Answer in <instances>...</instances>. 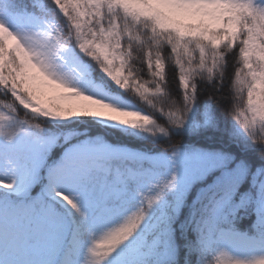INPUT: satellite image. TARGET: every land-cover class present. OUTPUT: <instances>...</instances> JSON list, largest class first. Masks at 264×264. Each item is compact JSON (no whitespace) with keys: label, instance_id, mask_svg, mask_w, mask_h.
Wrapping results in <instances>:
<instances>
[{"label":"snow or ice","instance_id":"snow-or-ice-1","mask_svg":"<svg viewBox=\"0 0 264 264\" xmlns=\"http://www.w3.org/2000/svg\"><path fill=\"white\" fill-rule=\"evenodd\" d=\"M0 264H264V0H0Z\"/></svg>","mask_w":264,"mask_h":264},{"label":"trees","instance_id":"trees-1","mask_svg":"<svg viewBox=\"0 0 264 264\" xmlns=\"http://www.w3.org/2000/svg\"><path fill=\"white\" fill-rule=\"evenodd\" d=\"M229 73L232 72V68L229 67L228 69ZM144 79H149V77L147 75H145ZM173 87H177V85H173ZM203 87V86H202ZM225 91H227V89H225ZM210 94V90L205 92L204 96L201 97V99L207 98V96ZM176 139H179V137H177Z\"/></svg>","mask_w":264,"mask_h":264},{"label":"rangeland","instance_id":"rangeland-1","mask_svg":"<svg viewBox=\"0 0 264 264\" xmlns=\"http://www.w3.org/2000/svg\"><path fill=\"white\" fill-rule=\"evenodd\" d=\"M222 259H226V258H222Z\"/></svg>","mask_w":264,"mask_h":264}]
</instances>
